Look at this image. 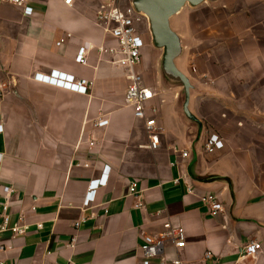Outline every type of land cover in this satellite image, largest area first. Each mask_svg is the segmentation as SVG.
Wrapping results in <instances>:
<instances>
[{"label": "crops", "instance_id": "crops-1", "mask_svg": "<svg viewBox=\"0 0 264 264\" xmlns=\"http://www.w3.org/2000/svg\"><path fill=\"white\" fill-rule=\"evenodd\" d=\"M130 1L33 0L30 17L0 2V212L9 200V224L22 217L27 226L21 237L0 234L9 247L0 264H141L142 237L159 234L164 222L181 227L186 242L178 251L167 244V260L264 264V0L235 7L223 0L173 18L179 36L188 22L200 41L188 55L202 83L193 84L190 96L199 124L148 82L155 53L146 21L138 24L144 47L137 71L154 94L157 150L145 148L143 122L126 104V71L99 54L115 42L98 24V12ZM81 48L85 65L74 61ZM51 71L91 86L80 95L32 80ZM98 119L108 124L96 128ZM211 134L224 148L207 154L203 144ZM104 166L107 182L83 208L88 183ZM132 182L135 194L128 191ZM204 195L217 196L222 213L211 215ZM250 241L261 251L242 260Z\"/></svg>", "mask_w": 264, "mask_h": 264}, {"label": "built area", "instance_id": "built-area-1", "mask_svg": "<svg viewBox=\"0 0 264 264\" xmlns=\"http://www.w3.org/2000/svg\"><path fill=\"white\" fill-rule=\"evenodd\" d=\"M33 0H0L7 4L13 5L22 10V14L26 17H30L33 14V8L31 7ZM71 0H65L66 4H69ZM143 17L134 12L129 6L121 9L118 7H101L98 12L97 21L98 24L104 29V31L114 40L115 45L109 47L99 48V54L108 56L111 59V63L123 68L127 73L128 86L126 89L125 101L128 106L133 110V117L136 120L143 122L144 131L148 140L145 148L149 150H157L159 148V128L155 120L156 107L150 105V100L154 94L143 85L142 75L137 71V68L142 63L141 50L144 47V42L140 37L138 24L141 23ZM60 39L54 45L56 48H60L66 39ZM75 63L85 65V53L84 49L78 50L75 59ZM195 73V69H193ZM32 80L37 83L45 84L64 91L84 95L88 88L91 86L90 82L86 80L75 81L74 77L65 73L57 71H51L46 74L35 73L32 76ZM108 124L106 119H98L94 127L102 128ZM2 126H0V133H2ZM93 147V143L89 144ZM224 148L222 140L215 134L209 135L203 144V149L207 154H213ZM180 157L185 159L188 157V153L185 151L180 152ZM109 174V167H102L101 174L98 179L92 180L88 183L87 190L82 199V207L88 208L95 200L96 191L98 187H104ZM136 183L132 182L128 186L130 194L136 193ZM188 193H191L188 190ZM201 203L207 207L210 214L215 216L222 213L223 207L215 195H204L200 197ZM10 202L5 199L1 204L0 212V234L10 233L11 238L21 237L25 234L27 226L23 224V218L18 219V223L14 225L9 224V210ZM136 207H140L138 204ZM34 211V208H31ZM22 223V224H19ZM79 223H75L74 227L77 228ZM38 224L36 228H40ZM73 244V241L71 242ZM167 244L175 250H181L185 247V232L181 227L173 226L169 222L162 224V231L157 235H144L142 237L141 251V264H151L153 260L159 259L158 264H187L178 257L171 260H167L163 253ZM8 245L0 244V253L5 252L8 249ZM261 245L256 241H250L241 250L240 258L253 259L260 253ZM211 258L210 253L206 252L203 255L204 260Z\"/></svg>", "mask_w": 264, "mask_h": 264}, {"label": "water", "instance_id": "water-1", "mask_svg": "<svg viewBox=\"0 0 264 264\" xmlns=\"http://www.w3.org/2000/svg\"><path fill=\"white\" fill-rule=\"evenodd\" d=\"M223 0H131L130 7L147 23L153 47L161 51L160 68L163 79L171 86L181 89L182 115L192 123L199 124L190 111V96L194 89L190 76L177 66V60L184 54L181 37L172 29V20L186 6L197 8L202 4L216 5Z\"/></svg>", "mask_w": 264, "mask_h": 264}, {"label": "rangeland", "instance_id": "rangeland-1", "mask_svg": "<svg viewBox=\"0 0 264 264\" xmlns=\"http://www.w3.org/2000/svg\"><path fill=\"white\" fill-rule=\"evenodd\" d=\"M244 0H230L233 4V7H235L239 2H243ZM200 7H207V9H211L209 7L211 4H202L201 6L197 8H190L189 6H186L183 11H186L189 13V11L198 9ZM194 26H198L197 21V14L194 18L193 22ZM180 33V37L183 41L184 45V51L185 53L182 54V56L177 60L176 64L178 68L186 75L190 76L192 78V83L197 87L199 84H202L199 82L198 79H196L197 73V66L190 62L188 59V55L192 50H195L199 45L200 41L197 39V37L193 34V32L190 29V25L187 22L185 26L179 27L178 29ZM190 33V34H189ZM150 48L154 51L155 54H153V58L151 59L152 62V69L151 73L147 75H151V77H147V80L149 83H154V86L156 88V91L158 94L163 95L168 99V102H172L175 104V107L180 111L181 110V103H182V93L181 89L177 86H171L169 85L162 77L161 74V68H160V61H161V51L157 50L153 47L151 40L149 41ZM193 69H195V73L193 72ZM145 80V78H144ZM197 102V101H196Z\"/></svg>", "mask_w": 264, "mask_h": 264}]
</instances>
